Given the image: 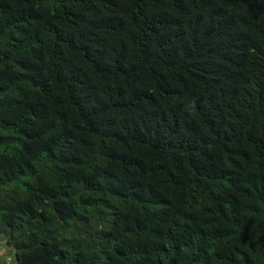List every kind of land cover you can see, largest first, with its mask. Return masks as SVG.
Listing matches in <instances>:
<instances>
[{
    "label": "trees",
    "instance_id": "obj_1",
    "mask_svg": "<svg viewBox=\"0 0 264 264\" xmlns=\"http://www.w3.org/2000/svg\"><path fill=\"white\" fill-rule=\"evenodd\" d=\"M9 264H264V0H0Z\"/></svg>",
    "mask_w": 264,
    "mask_h": 264
},
{
    "label": "rangeland",
    "instance_id": "obj_2",
    "mask_svg": "<svg viewBox=\"0 0 264 264\" xmlns=\"http://www.w3.org/2000/svg\"><path fill=\"white\" fill-rule=\"evenodd\" d=\"M11 258H13V253L5 245V239L0 238V264H9Z\"/></svg>",
    "mask_w": 264,
    "mask_h": 264
}]
</instances>
